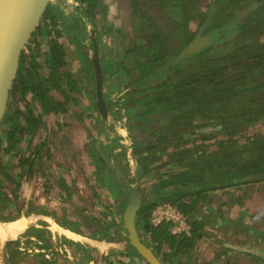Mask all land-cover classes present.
Here are the masks:
<instances>
[{
	"label": "crops",
	"instance_id": "1",
	"mask_svg": "<svg viewBox=\"0 0 264 264\" xmlns=\"http://www.w3.org/2000/svg\"><path fill=\"white\" fill-rule=\"evenodd\" d=\"M53 9L57 15L55 20L57 27L49 40L56 39L65 50L66 66L62 72L70 76L75 83L79 84L82 81L84 89L81 93L78 91L79 94H70L69 88L66 87V93L71 98L66 101L68 96L66 97L56 87L51 86L50 96L62 103L65 111L49 114L44 113L43 107L35 100L31 92L25 95L21 92L15 94L17 104L15 108L21 111L22 115L19 119V128L14 131L13 144L8 142L11 132L9 127L6 128L5 137L1 139L0 167L3 169V176L6 177L4 179H8L9 183L13 184L15 189L17 188L19 203L27 206L35 205L40 211L46 210L47 213L43 214H48L47 216L41 212L32 211L35 213V215L32 214L33 217L38 218L36 224L48 223L46 219L48 218L62 230L84 238L82 242L69 235L51 231L53 245L51 251L49 250L52 253L47 257L50 260L48 264H147L125 239L115 237L117 230L114 228H110L107 235L100 238L101 240L90 238L91 233H88L79 217L84 213L79 210H89L92 207L87 205H97L98 207L93 206V209L99 208L110 212L114 210L117 215L123 216L129 202L126 180L132 186L136 185L141 192L146 186H152L155 183L153 175L135 177L132 172L135 168L137 170L138 166L146 167L150 162H147L150 156L154 158V161L168 162V158L161 152L164 150L169 154L175 153L176 143L175 139H173V145L170 144L171 141L167 143L169 137L166 139L163 136L166 133L165 130H168L166 120H160L156 125L153 124V128H149L145 115L142 116V114L145 112L146 115H150L156 110L151 106H156L158 102L154 101L157 97H161L160 103H164L163 98H171L175 92L173 93L170 89L165 92L162 90L164 89L163 81L167 77L161 81L165 77L160 75L159 79L152 76L149 81L153 87L155 85L156 90L161 89L162 92L150 98L153 92L149 91V95L142 97L139 93L144 91L139 87L142 84V80L139 79L133 84L139 87L137 88L139 93L135 95L134 86L128 87L130 84L128 78L131 74L127 70L129 66L127 60L131 61L135 57V52L132 51L134 54L132 53L125 63L120 60L122 49L129 50L131 44L127 41L126 44L119 43L121 38L116 36L115 41L118 45L115 47L110 40H106L105 35H102L104 45H99V56L104 77L103 96L108 110L107 117H104L98 109V98L94 93L97 86L94 68L91 65L93 55L89 54L85 45L89 38L87 35L89 17L84 12L85 7L80 0H58L53 4ZM101 14L97 9L94 19ZM47 24L50 25V21H47ZM122 34L126 33L122 32ZM38 41H44L43 48L46 44L45 39L38 37ZM45 50L47 51L48 48ZM44 51L37 54L35 60L38 66L37 72L30 62L27 61L25 64L26 70L31 74L32 82L49 77L50 71ZM123 63L128 66H123ZM148 102L151 103L148 104ZM117 104H121L125 108L124 112L129 115L127 126L129 130H132V139H130L134 142V145L130 143L132 147H126L123 144L127 140L123 141L121 136L124 132L118 120L122 115L115 113ZM168 145L174 147L170 146L166 150ZM129 163H131V169ZM154 166L155 164L150 166V169ZM163 176L164 180L169 177L167 174ZM261 186L264 188V182L257 183V188ZM169 190L171 188L165 189V191ZM208 195L205 192L195 199H185L183 202L191 204L197 200L199 203L201 200H207ZM262 196L264 197V193ZM263 197L258 207L259 221H264ZM207 202H210L214 208L210 210L206 206L203 207L205 211L202 215L206 216L207 222H202L204 228L201 234L202 238L209 243L199 244L201 253L198 254L201 255L197 254L199 260H192V264H223L226 258H230L229 253L233 251H231L232 248L227 247L222 249L216 246V243L231 240L230 243H235V246L237 243L243 246V243L249 240V237L243 236L247 232L254 237V248L248 251L249 255H241L245 257L244 260L253 258L257 264H264V225L263 227L257 225V228L250 225L252 221L248 215V208L237 205L233 199L224 197L220 203L213 199ZM48 205H51L49 209L46 207ZM197 210H199L198 206ZM213 210L216 211V215L212 214ZM110 212L107 214H111ZM196 218L193 222L203 221L201 217ZM210 218L216 220L217 226H209ZM112 221L113 218L108 217L107 223L114 226ZM123 230H125L124 226ZM252 231L257 232L259 237ZM140 235L148 247L153 244L151 234L145 228L142 227ZM22 236L18 238L21 242ZM210 237L212 240H209ZM88 240L92 244L88 243ZM256 243L257 248H255ZM162 247L168 248L167 254L164 255L171 252L169 245ZM156 255L161 261V256L158 253ZM88 257L91 259L87 260ZM184 262L181 261L180 264Z\"/></svg>",
	"mask_w": 264,
	"mask_h": 264
},
{
	"label": "rangeland",
	"instance_id": "2",
	"mask_svg": "<svg viewBox=\"0 0 264 264\" xmlns=\"http://www.w3.org/2000/svg\"><path fill=\"white\" fill-rule=\"evenodd\" d=\"M58 0H52L51 5L55 4ZM239 1L238 5L239 7H242L245 5V7L250 6L252 3H256L257 0H222L223 4V11L219 13L221 15V20L225 21L228 20L230 17L237 13L238 8L235 6V3ZM111 3L107 4L108 11H104L101 15H98L97 19L93 20H87L88 24V39L85 45H87V49L90 52L89 54L92 56L94 53V39H96L98 43V39H100V36L102 38V44L103 37L100 34L102 31L103 35L106 36V40L109 39V36H107V29L110 30H117L122 29V32H125L126 34L123 35L125 41L127 43H132L133 40L137 39V41H142V45H144L143 40V32L140 33L139 29L142 26L144 30L147 28H151V30L155 31L157 29H161L165 33H167L170 37L173 39L172 46H176V39L178 37V33L174 31L175 27L173 24L170 25V23L167 20V16L164 13V11L160 10L158 7L160 3L162 5H165V0H139V4L144 5L143 6V12L147 15V18L145 20H141L139 15L137 14L136 10L134 9L135 0H110ZM261 3V2H257ZM212 0H201L200 2V8L206 12L207 9H211ZM261 5V4H260ZM167 7V6H166ZM113 12L111 13L110 10ZM258 10V9H257ZM256 10V11H257ZM100 16V17H99ZM261 19L262 24H257V26L253 27L252 29L249 28L248 33L244 34L243 36L241 34H238L235 36L234 39L232 37L228 43H224L217 48H215L210 53H207L202 56H198L197 58L189 59V61L186 64H183L178 70H176L175 73H168L165 72V77H167L166 80H164V84H162V88L169 87L170 86H176L181 83H186V86L182 93L184 94H199L201 91V87L204 86L205 91L212 94L211 86H207L206 83L196 85L194 84L195 80L202 79V75L204 73L205 67H213L218 68L223 65H231V67L228 69L227 72L223 73L222 77L219 78L218 83L222 84H230L231 91H233V88H235V91H239L243 89V92H237L235 94L228 95V93L225 95L223 100L216 105H210L208 108H206L204 113H187L182 114L179 118L176 117L174 120L175 125L172 127H168V130H165V134L163 135L167 139V143L171 141L172 143H176L177 146H180L182 148V151L187 150L189 154L185 155L183 157V162L186 166H189V170H191L194 174V172H200V170H203L205 168V173L208 175V173L213 174L214 173H225L229 169V167L232 165V161L234 162L233 169L234 173L241 174L242 166L244 163L251 161L253 156L257 157V151L259 150V144H257L256 138L258 136H264V118H258L257 117V108L260 106H264V64L260 67H257V65L250 64V61H252V58L254 56H257V53H260L262 51V48H259L258 44L261 46H264V14L259 18ZM100 20V21H99ZM95 21V23H94ZM47 22V21H46ZM169 23V24H168ZM202 22L201 19H197L194 23H189V28L198 31L201 27ZM44 25L42 24V27ZM149 31V30H148ZM261 32L258 34V32ZM109 35V34H108ZM32 41V40H31ZM253 43L254 46L251 49L248 47L250 43ZM258 43V44H257ZM99 44V43H98ZM100 44V46H102ZM104 45V44H103ZM99 47V46H98ZM27 49V48H26ZM25 49V52H26ZM250 52V53H249ZM226 59H224L225 62H222V59L224 56H226ZM239 57L237 60L234 59V57ZM264 59V54L263 58ZM127 60V59H126ZM129 62L128 68L129 74H131L129 80V87L133 86V83H136L138 79H140V71L137 69V62L135 61V57H133L130 60H127ZM169 61V58L166 60ZM125 63V61H123ZM264 62V61H263ZM257 64V61L255 62ZM251 66V67H248ZM142 71V69H141ZM153 76V75H152ZM253 76V78L249 81H246L241 85L240 83L232 84L236 80H243L246 77ZM133 81V82H131ZM213 87V86H212ZM155 85L151 89H155ZM151 89H146L145 93L150 91ZM209 89V91L207 90ZM74 94V93H71ZM143 94V93H142ZM180 94V93H179ZM222 95L225 94L224 91L221 93ZM175 95V93H174ZM228 96V97H227ZM14 95H12L10 101V105H12ZM77 98L76 96H74ZM173 97V94H172ZM152 101V100H151ZM156 103V101H154ZM151 102H148L150 104ZM8 105V104H7ZM158 103H156V106H151L152 108H155L156 110L162 109V107ZM12 107V106H11ZM154 110V109H153ZM152 110V111H153ZM249 111L252 113L251 115H245L243 112ZM7 112V108L5 111V114ZM4 114V117H5ZM146 113L143 112L142 116ZM148 115V114H147ZM129 116V115H128ZM144 116V117H145ZM3 117V119H4ZM127 117V114H126ZM122 119V118H120ZM4 120H2L3 123ZM120 121V120H118ZM122 122V120H121ZM7 127L9 126H0V139L5 137V133L7 132ZM175 129V130H174ZM233 133V136L230 134ZM173 139L175 141L173 142ZM208 139V141H205ZM250 140V141H249ZM206 142V143H205ZM132 143V142H131ZM263 145L264 143H260ZM171 145H168L166 147V150L170 148ZM174 146H171L173 148ZM168 158V162L173 160L177 157H182L183 153H174L171 154L168 153V151L164 150L161 152ZM259 153V152H258ZM161 154V155H162ZM199 154V155H198ZM199 157H197V156ZM239 155L241 157L239 158ZM196 156V157H194ZM200 161L198 162V160ZM150 161V162H149ZM240 161V162H239ZM149 164L154 165V168L157 169L160 167V165L163 162L154 161V158L150 156L149 160H147ZM223 165V169L214 170L213 172L209 169V164L211 166L216 164ZM252 163V162H251ZM195 164V165H194ZM197 164V165H196ZM253 166L257 169V162L253 163ZM165 169L168 170L169 174H175L178 173L174 169L175 167L173 165H168L167 167L164 166ZM239 168V169H238ZM237 169V170H236ZM222 170V171H221ZM230 170V169H229ZM3 169L0 170V221L2 222H11L14 221L20 217H33L31 215L33 209V205H23L19 203V194H17V188L13 186V184H10L8 179L5 176H3L2 173ZM239 171V172H238ZM182 173V172H180ZM178 173L177 175H180ZM176 175V176H177ZM2 179V181H1ZM205 178L204 180H206ZM179 187L183 186L186 183V179L181 177L175 179V181ZM248 185V186H247ZM243 187V188H242ZM193 192H197L194 188H191ZM219 192V193H217ZM217 192H210L208 193L207 200L213 199L217 200L218 203H220L221 200L224 199H233L235 203L239 206H246L248 208V215L251 217V224L257 228L258 226L263 227V220H258V207L259 204L262 202V194L264 193L263 186L257 188V183L252 184H243L241 187L232 189L228 188L226 190H221ZM19 193V192H18ZM217 193V194H215ZM195 194V193H194ZM188 199H195L199 194H195ZM217 197V198H216ZM264 199V197H263ZM207 200H201L197 206L199 210H196V212L193 215H187L191 221L196 220V217H201L203 221L207 222V218L205 215H202V213L205 211L203 207H208L210 210L214 208L213 205H210V202H207ZM207 204V205H206ZM89 207H92L91 209L87 210H79L84 213V215L89 218L93 223L97 225H101L102 227L106 228H115V226H111L108 222V217L111 218H117L118 221L120 220L119 228L123 229V223L121 222L120 215L116 214L114 210L110 212L109 210H100L93 209V206L97 208V205H87ZM51 207V205L46 206ZM41 211H45V209H41ZM111 214H107V213ZM221 213V211H220ZM213 215H216V211H212ZM202 215V216H201ZM112 223L116 222L112 221ZM38 223V229H41L43 231H52L47 223ZM209 226H217L216 220L213 218H210L208 220ZM35 225H31L29 229H27L23 235L22 243L17 246H10L8 249L9 254V262L10 264H48V261L46 260V254L39 253V249H37L36 244L41 241V235H38L37 232L35 233L31 229H33ZM88 230V233H91L92 237L101 238L102 236L107 235V231L104 234H101L100 231L104 232L103 230H98L96 228L91 229L86 227ZM96 230V231H95ZM142 230V226H138L139 233ZM253 234H256L257 237L258 234L255 231H252ZM201 234V231H200ZM227 234V232L225 233ZM49 234L44 232L42 235V238L48 237ZM202 235V234H201ZM243 236L249 237V240L243 243V246H239L237 243V246H235V243L231 240L221 241L217 242L216 246H219L220 248H228L233 250V253L230 255L232 259L230 261H227L229 264H257V261H255L253 258H247L244 260L245 257L243 255H249L248 251H252L254 248V237L251 236L250 232L243 234ZM257 237L255 238L256 241L258 240ZM19 238V237H18ZM34 238V240H32ZM19 239L15 240L18 241ZM209 240H212V237L209 238ZM21 241V240H20ZM14 242V241H11ZM43 242V240H42ZM10 242H6V245ZM209 243L208 241L204 240L203 238L196 239L194 241L193 247L186 248L182 254H180V263L181 261L184 262V264H192L193 261L199 260V256L201 253L199 252V244ZM5 245V244H4ZM166 246V245H165ZM257 248V243L255 245ZM153 249L155 248L154 243L150 246ZM197 247V248H196ZM152 249V250H153ZM155 250V249H154ZM168 248L161 247L160 250H155L156 253L161 256L162 259H164V254H167ZM14 252V253H13ZM239 252V253H236ZM171 253V252H170ZM199 256H198V255ZM243 254V255H241ZM187 256V257H186ZM186 257V259H185ZM160 258V259H161ZM53 259V258H52ZM161 259V261H162ZM182 259V260H181ZM46 261V262H45ZM164 261V260H163ZM162 261V262H163Z\"/></svg>",
	"mask_w": 264,
	"mask_h": 264
},
{
	"label": "trees",
	"instance_id": "3",
	"mask_svg": "<svg viewBox=\"0 0 264 264\" xmlns=\"http://www.w3.org/2000/svg\"><path fill=\"white\" fill-rule=\"evenodd\" d=\"M81 4L85 7V14L89 17V20H93L95 17V11L99 7H103L104 0H80ZM199 0H165V5L158 6L160 10L164 11V13L167 16L168 22L173 24L175 27L174 31L178 33V37L176 39V46H172L173 39L170 37L167 33L162 31L161 29H157L155 31L151 30L152 27L149 29L147 28L144 30V28H140V33L143 32V39L145 40V44H140L135 49V58H136V64L137 69L140 71V75H142V84L139 86L141 89L145 88L147 86V83H149L152 74L159 68L161 65H163L168 58H172L174 56H177L182 49L189 44V42L193 39V36L190 35L188 31L189 23L192 21H195L197 19H201L202 25L205 23L207 15H202L200 12V9L198 7ZM257 2H262V7L257 11V20L258 18L264 14V0H257ZM167 6V7H166ZM65 7V6H64ZM66 8V7H65ZM142 7L137 4L136 5V12L141 18V20H145V15L142 13ZM138 10V11H137ZM56 11L53 9V6L50 5L48 7V10L41 22V25L38 27V29L35 31L32 37V41L29 42L27 45V50L29 52L28 55L22 53V56L20 58V64L19 68L16 74V77L13 81V86L10 91L9 100L10 101L12 95L13 101L12 105L8 103L7 105V112L4 117V121L2 126H9L11 129L8 142L13 144L14 141V131L19 128V119L22 115L21 111L13 110L10 106H13L15 104V94L18 92L23 93L25 95L26 93L31 92L34 95L35 100H37L41 106L43 107L44 113H58L65 111V107L62 103L56 101L54 98L50 96V88L51 86L56 87L59 91H61L64 95H66L67 99L66 101L70 100L71 98L66 93V87L69 88L70 92L76 91V84L74 80L68 76L65 72H62V69L66 66L65 62V50L62 45H60L56 39H50L49 37L52 36L53 32L55 31L57 24L55 23L56 20ZM262 13V14H261ZM46 21H50V25L47 24ZM168 23V24H169ZM258 23V22H257ZM42 24L44 25L42 27ZM250 22H247L246 25H244L240 30L238 29L239 34L242 36L246 33H248L250 27ZM262 24V23H260ZM149 30V31H148ZM261 32L259 31L258 34ZM38 37H42L45 39L46 44L42 48V42L38 41ZM230 35H227L222 39H217V44H222V42L227 43ZM144 41V40H143ZM258 44V43H257ZM254 44L251 42L248 47L251 49L253 48ZM259 48H262V51L260 53H257V56H254L252 58V61H250V64L257 65V67H260L264 64L263 54H264V46H261L258 44ZM48 50L44 51V49ZM46 56L47 59V65L48 69L50 71L49 77L47 79H39L38 82H32L31 81V74L28 72L25 68L26 62H30L35 71H38V66L35 63V60L37 58V54L43 53ZM209 50H205L199 54H194L189 57H187L185 60L181 61L177 65L173 66L167 71V74L174 73V69L179 68L183 64H186L189 59L197 58L198 56L203 55V53H206ZM250 53V52H249ZM142 54L145 56L146 59H141L139 56ZM228 55L224 56L222 59V62H225L224 59H226ZM239 57H234L235 60H237ZM257 61V64L255 63ZM123 66L124 63H123ZM231 67V65H223L218 68L211 67H205L204 73L202 79H198L194 81L195 86L199 84L206 83L207 86H211L212 94L205 91L204 86L201 87V91L199 94H184L182 91L184 90L186 83H181L176 86H170V90L174 93L173 97L166 100V104L168 106H171L173 110H180L183 107H190L186 110V112L192 111V114H195L197 112L204 113L206 108H208L210 105H216L219 104L225 95L228 93V95L235 94L237 92H243V89L239 91H235V88H233V91H231L230 84H222L218 83V80L220 77H222L223 73L227 72L228 69ZM251 67V66H248ZM128 70H130L127 67ZM142 69V71H141ZM129 73V72H128ZM253 78V76H249L244 78L243 80H236L232 84L240 83L243 85L246 81H249ZM139 81V80H138ZM246 84V83H245ZM213 86V87H212ZM168 89L166 88L165 91ZM209 91V89H207ZM164 91V92H165ZM222 91L225 92L224 95H222ZM159 92H162L161 89L156 90L153 92L152 95H150V98H154L156 94H159ZM180 93V94H179ZM228 97V96H227ZM253 113V111H252ZM251 112L248 110L243 112L245 115H251ZM183 114V113H181ZM179 118V116H176ZM257 117L258 118H264V106H260L257 108ZM1 126V125H0ZM132 132V130H131ZM233 136V133L230 134ZM257 144H259V150L257 151V157L253 156L250 163L246 162L240 168L242 170V173L236 174L234 173L233 169L234 162L232 161V165L229 167L227 172L225 173H214V170L223 169V165L216 164L213 166H209L210 171L213 172V174L208 173L206 175L205 168L203 170H200V172H193L189 170V166H186L183 162V157L189 152L187 150L182 151V148L180 146L175 147V153H183L182 157L174 158L173 160L162 163L159 168L157 169H150L151 164H148L146 167L148 173L145 172V175H153L155 183L152 185V192L150 196L144 192V200L146 199L143 207L141 208L138 218H137V225L139 227L145 228V230L149 233H151L153 243L155 244V250H160V248L163 245H169L171 249V253L168 255H165L164 257V264H179V255L183 253V251L186 248H192L194 241L196 239L202 238V235L200 234V231L204 228V225L201 222L195 221L192 223L193 225V236L191 238H176L170 235L167 226H164L162 228L154 229L149 224V218L152 214V211L157 207L159 204L164 203H171L173 205H176L186 216L193 215L197 210V200L193 201L191 204L183 202L185 199L191 198L193 194H199L202 195L203 193L207 191H215V190H223L235 186L243 185L242 180L248 177L252 174L257 173H263L264 172V144L261 145L260 143H264V136H258L256 138ZM1 139H0V147H1ZM162 141V138L159 140ZM205 141H208L206 139ZM250 141V140H249ZM259 152V153H258ZM241 155H239V158ZM198 160V159H197ZM200 159L198 160V162ZM178 163L175 168L178 167L179 171L182 172L180 175H170L168 170L165 169L164 166H168L169 164L172 165L174 163ZM240 162V161H239ZM252 162V163H251ZM257 162V169L253 166V163ZM176 163V164H177ZM195 165V164H194ZM197 165V164H196ZM145 169V170H146ZM239 169V168H238ZM1 170V167H0ZM237 170V169H236ZM222 171V170H221ZM239 172V171H238ZM169 176L168 179L164 180V176ZM181 177L186 179V183L179 187L178 184L175 181V179ZM205 178L209 181L206 182L204 180ZM206 182V183H204ZM246 184V183H245ZM166 188H171L169 191H165ZM191 188H194L197 192H193ZM206 188V189H204ZM194 194V195H195ZM39 232L38 235H41L40 239L44 242L46 241L45 238H42V235L44 234L43 231H37ZM48 233V232H47ZM50 234V233H48ZM120 238H122L121 235H119ZM95 239V238H92ZM97 240H101L100 238ZM46 243H49V241H46ZM6 244V243H5ZM21 244V241H14L7 244V247L10 246L17 247ZM50 244V243H49ZM14 253V252H13ZM87 260H90L91 258H86Z\"/></svg>",
	"mask_w": 264,
	"mask_h": 264
},
{
	"label": "water",
	"instance_id": "4",
	"mask_svg": "<svg viewBox=\"0 0 264 264\" xmlns=\"http://www.w3.org/2000/svg\"><path fill=\"white\" fill-rule=\"evenodd\" d=\"M52 0H0V125L2 123L13 81L16 77L20 58L24 49L31 41L33 34L41 25V22L51 5ZM210 37H198L188 47H186L177 57H174L153 75L155 78L167 72L170 68L177 65L187 57L201 52L210 43ZM89 52V51H88ZM91 65L94 68L97 90V106L100 113L107 117L108 110L103 96V70L100 62L99 47L94 41V53L91 59ZM176 112L158 113L145 120L152 121L156 124L159 119H164L174 115ZM149 124L148 127H154ZM131 169V168H130ZM135 177L145 175L142 166L132 172ZM136 179V178H134ZM135 181V180H134ZM129 202L123 214L125 230L120 231L122 237L129 243L131 248L147 264H163L154 251L141 241L138 234L137 218L143 207L144 193L134 185L132 186L126 180ZM264 172L252 174L242 180V183H263ZM81 222L88 228L94 229L98 226L85 215H79ZM3 264H10L7 245L3 247Z\"/></svg>",
	"mask_w": 264,
	"mask_h": 264
},
{
	"label": "flooded vegetation",
	"instance_id": "5",
	"mask_svg": "<svg viewBox=\"0 0 264 264\" xmlns=\"http://www.w3.org/2000/svg\"><path fill=\"white\" fill-rule=\"evenodd\" d=\"M244 1V0H243ZM135 2L137 3V2H139V0H135ZM200 2H201V0H199V2H198V7H199V9H200V12L202 13V15H207V18H206V21H205V23L203 24V25H201V27L199 28L200 30H198V31H194V30H192V29H190L189 27H188V31H189V33H190V35H192L193 36V39L189 42V44L187 45V46H185L183 49H182V51L186 48V47H188L192 42H194L195 40H196V38H198V37H201V38H203V37H210L211 39H210V43H209V45L206 47V48H204L201 52H203V51H205V50H209V51H207L206 53H203V55H205V54H207V53H210L211 51H213L215 48H217L218 46H220V45H222V44H224V42H222V44H217V42H216V40L217 39H222V38H224L225 36H226V34L227 35H230L231 37H232V39H234L235 38V36H237L238 34H239V32H238V29L240 30V28H242L244 25H246V23L247 22H250L251 24H250V27H255V26H257V24H260L261 22V19H259L258 18V20H257V11H259V9L263 6L262 5V2L261 3H257V1H255L256 3H252L250 6H248V7H245V5L244 6H242V7H239L240 5H238V3H239V1H237L236 3H235V6H237V8H238V11H237V13H235L233 16H232V18L230 17L228 20H225V21H222L220 18H221V15H219V13H221L222 11H223V4H222V0H212V4H211V9H207V11L206 12H204L201 8H200ZM245 2V1H244ZM81 3V2H80ZM108 3H111L110 2V0H104V4H103V7H99V8H97L101 13H104V11H108V8L110 7H107V4ZM137 4H139V3H137ZM137 4H135V7H134V9L136 10V5ZM261 4V5H260ZM142 8V13H143V15H145L146 17H145V19L147 18V15L143 12L144 10H143V6L144 5H142V4H139ZM258 9V10H257ZM257 10V11H256ZM111 11V13L113 12V8H112V10H110ZM138 11V10H137ZM262 14V13H261ZM196 21V20H195ZM195 21H192V23H194ZM258 22V23H257ZM94 23H95V21H94ZM142 27V26H141ZM140 27V28H141ZM107 36H109V39L108 40H110V42H111V44L112 45H114L115 47L118 45L117 44V42L115 41V37L117 36V37H119V38H121V41H119V43L121 42L122 44H126V41H125V39H124V37H123V35H125V34H123L122 35V29L120 30V29H118V31L117 30H110V29H107ZM103 32L101 31L100 32V34L101 35H103L102 34ZM124 33V32H123ZM109 34V35H108ZM121 34V35H120ZM231 37H229V39L227 40V41H230V40H232V39H230ZM144 41H143V43L145 44V40H147V38L146 39H143ZM94 41H96V39H94ZM148 41V40H147ZM97 42V41H96ZM94 43V42H93ZM99 43V44H98ZM98 46L100 45V44H102V38H101V36H100V39H98ZM228 43V42H227ZM131 44V47L129 48V50H126V48H124V49H122V52H121V57H120V60L121 61H125L126 59H128L129 57H131L132 56V53L133 52H135V49H136V47L137 46H139L140 44H142V41H137V39H135V40H133V42L132 43H130ZM133 51V52H132ZM181 51V52H182ZM180 52V53H181ZM201 52H199V53H201ZM179 53V54H180ZM199 53H197V54H199ZM134 54V53H133ZM178 54V55H179ZM99 55H100V51H99ZM177 55V56H178ZM177 56H174V57H177ZM202 56V55H201ZM141 59H146L145 58V56H143L142 54H140V56H139ZM174 57H172V58H169V61L170 60H172ZM135 61H137L136 60V58H135ZM169 61H167V62H165L163 65H161V67L162 66H164L166 63H168ZM161 67H159L157 70H159ZM128 70V69H127ZM156 70V71H157ZM176 70H178V69H174V73L176 72ZM155 71V72H156ZM155 72L152 74V75H154L155 74ZM163 75V77H165V73L164 74H162ZM142 75L140 76V79H142ZM158 79H159V76L157 77ZM157 78H155V79H157ZM166 78V77H165ZM165 78H162L161 79V81H163V79H165ZM139 80V79H138ZM137 83V82H136ZM76 84V91H74V92H72V93H75V94H79V93H81V92H83V89H84V85H83V83H82V81L78 84V83H75ZM95 84H96V82H95ZM134 84V83H133ZM150 82L149 83H147V86L145 87V89H143L142 88V90L144 91V93L142 94L141 92L139 93V89L137 90V88H139L138 86H135V85H133L134 86V89H136L134 92V94L136 95L137 93H139L142 97H144L145 98V96H147V95H149V91L148 92H146L145 93V90L148 88V89H151V88H153V84H150ZM96 86H97V84H96ZM129 87V86H128ZM166 88L167 89H170L169 87H165L164 89H162V90H166ZM78 91H79V93H78ZM147 91V90H146ZM150 91H152V92H155L156 91V88L155 89H151ZM68 92H70V90H68ZM95 95L97 94V90H96V88H95ZM151 93V92H150ZM70 94H71V92H70ZM139 96V95H138ZM156 96V95H155ZM157 98H159V99H157ZM156 98V102H158L159 103V105L160 106H158V107H162V109H158V110H155V111H153V112H151L150 113V115L152 116V115H155V114H158V113H165V112H176L174 115H172V116H169V117H167V118H164V119H161V120H166L167 121V123H166V125L168 126V127H172V126H174L175 125V122H174V120L176 119V116H181L182 114L181 113H184V114H187V113H191L192 111H189V112H186V110L187 109H189L190 107H183L182 109H180V110H173L172 108H171V106H168L167 104H166V100H167V98H163L164 99V103H160V99H161V97H157ZM169 99V98H168ZM17 104L15 103L12 107H11V109H13V110H16V108H15V106H16ZM125 109V108H124ZM127 114V113H126ZM150 115H146L145 117L147 118V117H149ZM127 117H128V115H127ZM144 117V118H145ZM146 121V123L149 125L150 123L151 124H153V122L152 121H148V120H145ZM128 122H129V118L127 119V122H126V126L128 125ZM158 122H160V119L158 120V121H156V124L158 123ZM155 124V123H154ZM155 124V125H156ZM128 127V126H127ZM10 128V127H9ZM120 130H122V129H120ZM134 131V130H133ZM123 132H124V135H125V130H123ZM128 136H129V139H132V137H131V130H129V128H128ZM131 142H132V144L134 145V142H133V140H131ZM199 155V154H198ZM197 156V155H196ZM196 156H194V157H196ZM198 157V156H197ZM199 158V157H198ZM177 163V162H176ZM176 163H174V164H172L174 167H176L177 165H179L178 163L176 164ZM209 166H210V164H209ZM208 166V167H209ZM175 170H176V172H178V173H180V171H179V169H178V167L177 168H174ZM146 173H148V171H147V169H146V171H145ZM178 173H175L176 175L178 174ZM175 174H172V175H175ZM171 175V174H170ZM250 176V175H249ZM208 179H210V178H208ZM208 179H206V182H208L209 180ZM206 182H204V183H206ZM245 184V183H244ZM249 184V183H248ZM243 186V185H242ZM238 187H241V185L240 186H235V187H231L232 189H235V188H238ZM228 189V188H227ZM223 190H226V189H223ZM144 191H145V193H147L149 196H150V194H151V192H152V186H146V188H144ZM217 191H220V190H215V191H212V190H210V191H207V193H210V192H212V193H214V192H217ZM145 195V194H144ZM145 201H146V199L145 200H143V203H145ZM33 211H35V213H37L36 211H38L39 213L41 212V214H43L45 211H40V210H37V206H35V205H33ZM32 213V212H31ZM35 213H32L33 215H35ZM45 213H47V212H45ZM43 215H45V216H47L48 214H43ZM119 217H121V222L123 223V226L126 228V226H125V223H124V220H123V216H119ZM114 219V221L116 222V224L114 223V226H115V228L114 229H116L117 230V232H115V237L116 238H120V236L119 235H121V232L120 231H122L123 229H121V228H119V225L118 224H120V220L118 221V219L117 218H113ZM42 224H44V223H42ZM41 224V225H42ZM38 224H36V226H34L33 227V229H31L32 231H34L35 233L37 232V231H43V230H41V229H38L37 226ZM97 225V224H96ZM98 227L96 228V229H100V230H103L104 232H102V231H100L101 232V234H104V233H106V231L108 232L109 231V229L110 228H106V227H102L101 225H97ZM137 227H138V225H137ZM96 231V230H95ZM43 232H48V233H50L49 235H48V237H45V240L46 241H49V243H46V241L44 242H42V240L41 241H39L37 244H36V246H37V249H39V253H43V254H46V258L48 257V255L49 254H51L50 252H49V250L50 249H52L51 248V246L53 245V237H52V234H51V232L50 231H43ZM39 232H37V234H38ZM47 233V234H48ZM149 233V232H148ZM138 234H139V236H140V238H141V235H140V233H139V231H138ZM151 234V233H150ZM122 236V235H121ZM152 237V236H151ZM90 238H95L96 240L97 239H99V238H97V237H90ZM123 238V237H122ZM124 239V238H123ZM32 240H34V238L32 239ZM141 241H142V239H141ZM143 243H144V241H142ZM22 243V242H21ZM145 244V243H144ZM51 251V250H50ZM154 251V250H153ZM231 251H233V250H231ZM154 253H155V255H156V252L154 251ZM233 253V252H232ZM232 253H229V254H232ZM157 256V255H156ZM141 258V257H140ZM142 259V258H141ZM230 259H232L231 257L230 258H226V260L223 262V264H229L227 261H230ZM46 260H48V259H46ZM46 262V261H45ZM162 262V261H161ZM163 264H164V262H162ZM178 263L180 264V256H179V260H178Z\"/></svg>",
	"mask_w": 264,
	"mask_h": 264
},
{
	"label": "built area",
	"instance_id": "6",
	"mask_svg": "<svg viewBox=\"0 0 264 264\" xmlns=\"http://www.w3.org/2000/svg\"><path fill=\"white\" fill-rule=\"evenodd\" d=\"M25 49H24V54L28 55L29 52L27 49L25 52ZM124 110L125 109L124 107H122L121 104H117L115 106V113L116 114L121 113L122 115L120 117L122 119H119L120 121L118 122L120 126L123 128V130H125V135H121V136L123 141L126 140L127 141L126 143L123 144L126 147H130V146L132 147V144L130 145L131 140L129 139L128 136V127L126 126L127 117ZM129 165L131 168V163H129ZM192 223L193 221H191L188 216H186L176 205H173L171 203H164L157 205V207L152 211V214L149 218V224L152 228L157 229L167 226L170 235L176 238H191L193 236Z\"/></svg>",
	"mask_w": 264,
	"mask_h": 264
},
{
	"label": "bare ground",
	"instance_id": "7",
	"mask_svg": "<svg viewBox=\"0 0 264 264\" xmlns=\"http://www.w3.org/2000/svg\"><path fill=\"white\" fill-rule=\"evenodd\" d=\"M46 219H47V221L51 227L52 232L54 231L56 233H60V234H64V235L66 234V235H69L70 237L75 238L78 241L83 242V240H84L83 237H79L78 235H75L73 233H69L68 231L62 230L51 219H48V218H46ZM37 221H38V218H36V217H20L14 221L7 222V223L0 221V264H3L2 259H3L4 244L6 242H11V241L17 240L18 237L22 233H24L27 229H29V227L31 225H36ZM89 242L90 241L88 240V243Z\"/></svg>",
	"mask_w": 264,
	"mask_h": 264
}]
</instances>
